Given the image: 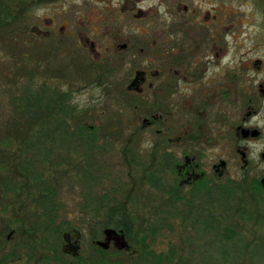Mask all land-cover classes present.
Here are the masks:
<instances>
[{
  "label": "flooded vegetation",
  "instance_id": "1",
  "mask_svg": "<svg viewBox=\"0 0 264 264\" xmlns=\"http://www.w3.org/2000/svg\"><path fill=\"white\" fill-rule=\"evenodd\" d=\"M36 1H23L18 8L22 14L18 76L19 82L23 81L20 96L24 105L27 106L32 90L42 94L45 88L47 100L37 109L45 108L52 97V111L59 107L67 112L77 108L81 113L73 95L89 88L101 92L99 98L91 97L92 108L112 98L111 109L117 113L111 122L118 131L117 138L130 131L121 152L124 160L116 164L128 167L132 186L126 191V198L106 200L100 177L104 157L93 148L99 139L94 133L95 124L79 125L82 134L77 130L66 137H36L37 141L50 139L44 150L37 147L49 153L51 161L47 166L56 171L54 175L57 160L63 158L64 163L78 160L68 148L78 140L84 142L83 150L76 151L81 164L74 161L80 165L78 174L88 179L81 214H61L64 205L58 202L62 189L58 179L43 176L38 167L29 166L41 164L40 158L47 156L30 155L34 151L24 149L16 154L15 158L23 160L19 168L21 183L16 182L17 175L10 172L1 158L0 264H186L182 255L187 246H194L179 237L216 230L219 217L234 228L238 213H248L247 209H241L249 206L256 213L242 215L240 219L261 222L264 227V82L261 72L255 81L250 79L264 61L249 56L246 40L232 39L229 48L227 42L222 44L212 34L213 27H218L215 22L219 17L215 15L214 23H203L210 31L207 32L210 39H202L193 26L177 25L176 29L170 26L169 31L176 30V35L169 33L165 41L170 47L165 49L157 41L143 38L149 34L148 29L145 33L137 30L135 38L111 44L116 53L110 61L106 59V53H111L109 48H100L102 44L86 34L81 25L59 21L57 12L55 18L28 26L25 22L33 6L39 3ZM184 10L195 13L187 5ZM209 15L210 12L203 14L204 18ZM142 16L146 12L140 8L135 17ZM191 30L199 38L189 39L187 31ZM37 39L52 43L49 58L73 52L75 43L85 53L81 73L91 78L72 83L67 82L62 70L43 72L47 60L34 53ZM74 66H79L78 61ZM46 76L55 80L56 85L42 82L37 86L38 79ZM10 77L0 72L7 89ZM58 82L62 87L57 86ZM66 123L70 126L72 120L68 118ZM125 126L126 133L122 128ZM7 139L6 136L0 140L2 156L8 154L4 151L10 146ZM62 140L67 142L64 148L59 144ZM200 143L208 145V151ZM27 154L35 161H24ZM207 156L208 169L202 164ZM95 180L101 191L96 196ZM119 185L117 193H122L123 187ZM160 207L162 214L158 213ZM111 209L116 210L114 214ZM107 230L114 233L108 235ZM234 235L239 233L231 229L228 237ZM173 238H179L180 242L173 244Z\"/></svg>",
  "mask_w": 264,
  "mask_h": 264
},
{
  "label": "rangeland",
  "instance_id": "2",
  "mask_svg": "<svg viewBox=\"0 0 264 264\" xmlns=\"http://www.w3.org/2000/svg\"><path fill=\"white\" fill-rule=\"evenodd\" d=\"M23 1L32 2L33 0H0V10L5 7L11 8V12L18 16L19 21L7 27L3 26L6 31L16 27V33L12 34V37H0V72L8 73L10 77L9 89L7 84L4 85L0 78V140L2 137L7 136V140L10 142L9 148H6L8 154L2 156L0 154V163L3 159L6 166L9 167L11 173H15L16 182L21 183L20 178V163L23 160L15 158L19 151L26 149L24 146L28 140L35 141L36 137L40 136L39 131H42L45 135L51 134V127L48 125L47 115L43 119L42 125H38V122H31V113L25 110L27 107L23 98L20 96V88L22 82H19L18 72L20 65V47L18 30L22 26L21 17L22 14L18 13V8ZM39 1V3L37 2ZM36 4L31 10V16H27L25 22L28 26L32 24H39L42 20H48L55 18L54 14L57 12L59 21L63 20L65 23H75L81 25L83 31L91 38L95 39L100 45V48H109L111 53H106V59L110 61L114 59L115 48L112 49L111 44L118 42L119 40H128L136 37L137 33H145L146 29L149 30V34L143 38H148L153 41H157V45L162 46L165 49H169L170 44L166 43L169 33L170 35H176V30L169 31L170 26L176 29L179 25L181 28H188L193 26L202 35V39H210L207 32H210L203 23L211 24L215 22L212 16H218V22H215L218 27L214 26L213 29H220L225 26L222 31L214 34V37L219 38L222 44L229 43L232 39L246 40L244 44L248 45L250 49L249 56L251 58H261L264 61V0H37ZM185 5L190 10L195 11L186 12L184 10ZM140 8L146 12V16L135 17L138 14ZM119 11L121 15L119 14ZM210 12L209 18L203 16L204 13ZM16 13H18L16 15ZM118 15L122 17L121 20L117 18ZM221 22V23H220ZM200 23L201 25H198ZM238 25H237V24ZM236 24V26L231 27ZM122 28V32L119 33L118 29ZM2 30V31H4ZM0 31V32H2ZM221 33L222 35H218ZM4 34V33H2ZM134 34V35H133ZM137 35V34H136ZM189 39L199 38L198 33L191 30L187 31ZM1 36V35H0ZM15 39V43L13 40ZM6 40L7 45H6ZM225 40V42H223ZM103 42V43H102ZM261 43L259 47L258 44ZM52 43L43 39H37L34 42V53L40 56L46 57L47 63L43 66V72L62 70L63 75L66 73L68 81L81 80L83 78L90 79V75L86 74L80 69L81 64L84 62L85 53L76 48L73 43V52L69 54H58L54 58H49ZM72 46V45H71ZM106 50V49H105ZM208 52H203L207 54ZM79 63V66L75 67L74 62ZM72 65V66H71ZM19 66V67H18ZM260 69H256V73H252L250 76L251 82L255 81L257 74L261 72V82H264V64ZM254 79V80H253ZM8 78H6V81ZM64 80L65 77H64ZM253 80V81H252ZM257 81V80H256ZM46 83L49 86L56 85L55 80H51L50 77L38 79L36 85ZM252 85V83H250ZM6 86V87H5ZM58 87H62L58 82ZM89 91H76L73 95L75 102L80 105L81 113H78L76 121L72 120V123L68 127H61L60 131L65 132L64 137L68 132H76L79 125L86 126L95 124V134L99 135V139L95 141V152L100 151L103 153V161L101 166L104 170L101 171L100 177L105 189L109 192L110 198L124 199L126 198L127 190L132 186L130 184V176L128 175V167L121 165L117 166L118 160H124L121 152L125 149L126 139L129 137L130 131L123 135L121 138H117L118 131L114 128V120L116 117V111L114 108V101L111 98L108 102L105 100L99 105H95L92 108L89 104L92 102V96L99 98L100 91L96 88H89ZM9 90V91H8ZM20 100V101H19ZM23 102V103H22ZM27 104V102H26ZM98 104V103H96ZM89 105V106H88ZM109 107V109H108ZM36 110V109H34ZM40 114L41 111L37 110ZM88 111V112H87ZM33 113H35L33 111ZM56 116H54L55 118ZM130 117H128L129 119ZM52 120L49 117V121ZM118 127V125H117ZM124 128L125 132L128 129ZM73 130V131H72ZM94 134V136H96ZM48 136V135H47ZM25 142V143H23ZM81 143V140H78ZM67 144V142H65ZM201 144V143H200ZM49 146V143H48ZM80 145H72L68 148V151L72 152L79 160L81 164L82 159L78 158L76 151L83 150V147L78 148ZM201 148L204 151H208V145L201 144ZM49 148V147H48ZM54 149V148H53ZM36 150V149H35ZM44 150V148L42 149ZM66 150V149H65ZM64 150V151H65ZM34 151V150H33ZM32 152V151H31ZM44 153V154H42ZM47 153V152H46ZM34 156H47L48 158H40L41 164H36L39 172L43 173V176L54 177L58 179V185L62 189H59L58 202L64 206L60 209L61 214H81V204L84 202L83 193L86 191V185L88 179L82 174H78V165L75 162L78 160L70 159V163H64L63 158L57 160L58 168L57 174L51 168H48V164L51 161L49 153L45 154V151L36 150L32 154ZM66 154H64L65 156ZM68 156V155H66ZM70 156V155H69ZM24 161H35L34 157H30L29 154L25 155ZM75 161V162H74ZM63 162V163H62ZM204 168L208 169L210 165V157L202 159ZM1 166V165H0ZM53 166V165H50ZM51 173V174H50ZM19 177V178H18ZM85 178V180H84ZM97 180V179H96ZM96 180L93 191L95 196L97 192H101L96 186ZM123 187L122 193H116L117 189H120V185ZM95 197L94 195H91ZM247 207V208H246ZM247 209L248 213L244 211L238 213V221L233 223L234 228H229L226 221L221 222V218L218 219V224L214 226L215 229L204 231L203 233L190 234L186 233L179 237L182 242L189 243L194 247H188L185 249L184 259L186 264H264V227L261 222H250L249 220L242 221V215L247 217V214H255L254 209L249 206L243 207L241 210ZM218 211V215L221 214ZM148 214V211L146 212ZM158 213L162 214V207L158 208ZM208 215V211L206 212ZM205 219V216H204ZM208 220V219H206ZM233 229L239 235L226 238L229 235L230 230ZM242 230V233L240 231ZM229 231V232H228ZM190 236V237H187ZM179 238H173V244L180 242Z\"/></svg>",
  "mask_w": 264,
  "mask_h": 264
},
{
  "label": "trees",
  "instance_id": "3",
  "mask_svg": "<svg viewBox=\"0 0 264 264\" xmlns=\"http://www.w3.org/2000/svg\"><path fill=\"white\" fill-rule=\"evenodd\" d=\"M30 5H32V4H30ZM17 14L18 13H16V15ZM13 21H19L18 16H15V13L11 12V8H9V7L3 8L2 11H0V31L4 30L3 26L8 28V26L10 24L11 25H12V23L14 24L15 22H13ZM2 33H4V34H2ZM14 33H16V27L13 26L11 31L4 30V31L0 32V35H1L0 37H2V36L7 34V36H5V37L9 38V37H12V34H14ZM44 87H46V86H44ZM46 89H48V88H45V89L42 90V94L37 93V92L35 94V93H33L35 91H33V90L31 91L30 90L31 94L28 96L27 106H26L27 108L25 110H28V112L31 113V117H32V118H30L31 122L32 121L33 122H38V124L36 126H38L39 124L42 125L41 122H43V119H45V117L47 115L46 123L48 122L49 123L48 125H50V127H51V134H47L48 135L47 136L42 131H39V133H40V136H47V137H49L51 139V137H53V135L65 134L64 130H63V132L60 131V128L69 126L66 123V120L68 118H71L73 121H76V118L78 117L77 113L79 111H78L77 108H73V109H71L70 111L67 112L65 110H62L60 107L57 108L56 111H54V110L52 111V109L50 108V105L52 103V97H50L49 100L47 101L48 105H46L45 108H38L39 111H41L40 114H39L38 111H37L38 110L37 107H40V105H42V103L45 102L44 100H47L46 91H45ZM34 98L36 100H34ZM21 101H23V100H21ZM33 101H34V103L37 102L38 104L37 105H33L32 104ZM34 106L36 107V110H34ZM33 111L35 113H33ZM54 114H56L55 118L59 119L58 122H56V123H53V121H52L53 119H55L54 118ZM49 117L52 120L49 121ZM78 130H79L80 134L83 133V130H82L81 127H79ZM72 133L76 134L75 132H72ZM72 133L67 131V134H72ZM50 139H48V141H44L43 139H41L39 141H37V140H35V141L28 140L26 143L23 142V143H25L23 145L24 146L26 145V149L24 148V150L27 151V152L33 151V150L35 151V149L36 150H38V149L40 150V147L38 148L37 146H41V148L43 149V148H45L44 146L46 145V143L50 142L49 141ZM77 143L80 145L79 148L82 145H84V142H82V143L77 142ZM77 143H74L73 145L76 146ZM9 144H10V142H9ZM59 144H62V147L64 148V144H66V143L62 140L61 143H59ZM67 147H68V145L66 146V148ZM29 166L36 167L37 165L35 163H33V164L29 165ZM117 192H118V190H116V193ZM105 197H106L107 201H110V199H112V198H110L109 192H107V191L105 192ZM121 208H122L123 213H126V212H124L125 208L123 206ZM115 211L116 210L111 209L110 213L114 214ZM226 238H230V237L227 236Z\"/></svg>",
  "mask_w": 264,
  "mask_h": 264
},
{
  "label": "water",
  "instance_id": "4",
  "mask_svg": "<svg viewBox=\"0 0 264 264\" xmlns=\"http://www.w3.org/2000/svg\"><path fill=\"white\" fill-rule=\"evenodd\" d=\"M106 232H107L108 235H110L112 232L114 233L113 230H107ZM122 247H124V246H122Z\"/></svg>",
  "mask_w": 264,
  "mask_h": 264
}]
</instances>
